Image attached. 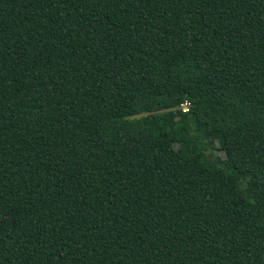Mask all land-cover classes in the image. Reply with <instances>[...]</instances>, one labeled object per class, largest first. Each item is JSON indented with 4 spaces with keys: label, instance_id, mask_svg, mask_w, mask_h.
I'll use <instances>...</instances> for the list:
<instances>
[{
    "label": "trees",
    "instance_id": "1",
    "mask_svg": "<svg viewBox=\"0 0 264 264\" xmlns=\"http://www.w3.org/2000/svg\"><path fill=\"white\" fill-rule=\"evenodd\" d=\"M0 264H264V0H0Z\"/></svg>",
    "mask_w": 264,
    "mask_h": 264
},
{
    "label": "rangeland",
    "instance_id": "2",
    "mask_svg": "<svg viewBox=\"0 0 264 264\" xmlns=\"http://www.w3.org/2000/svg\"><path fill=\"white\" fill-rule=\"evenodd\" d=\"M183 106H185V105H183ZM213 151H214V153H216L218 155H223V153L218 149H214Z\"/></svg>",
    "mask_w": 264,
    "mask_h": 264
},
{
    "label": "built area",
    "instance_id": "3",
    "mask_svg": "<svg viewBox=\"0 0 264 264\" xmlns=\"http://www.w3.org/2000/svg\"><path fill=\"white\" fill-rule=\"evenodd\" d=\"M185 105V104H184ZM186 106V105H185ZM183 110H187V108L186 107H183Z\"/></svg>",
    "mask_w": 264,
    "mask_h": 264
}]
</instances>
